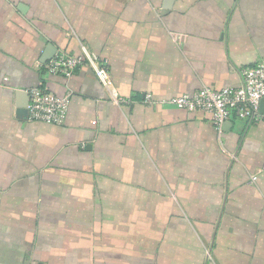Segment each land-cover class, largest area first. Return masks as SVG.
<instances>
[{
    "label": "crops",
    "instance_id": "0c3cea01",
    "mask_svg": "<svg viewBox=\"0 0 264 264\" xmlns=\"http://www.w3.org/2000/svg\"><path fill=\"white\" fill-rule=\"evenodd\" d=\"M83 48L122 103L44 69ZM263 58L264 0H0V264H264V120L162 102ZM34 87L62 124L18 117Z\"/></svg>",
    "mask_w": 264,
    "mask_h": 264
},
{
    "label": "built area",
    "instance_id": "2783aa9c",
    "mask_svg": "<svg viewBox=\"0 0 264 264\" xmlns=\"http://www.w3.org/2000/svg\"><path fill=\"white\" fill-rule=\"evenodd\" d=\"M81 65H88L102 87L108 91L111 99L121 102L115 91L113 81L104 63L95 55L82 49L79 56L60 54L44 65L47 73L69 76ZM264 99V58L251 67L243 69L241 84L236 87L211 89L202 87L191 95H181L162 101L176 109L187 112H202L210 116L212 125L217 132H221L225 122L236 120H264V113L259 112L260 101ZM143 102L153 104L151 95H146ZM28 120L50 125L63 123L68 99L60 98L41 88L28 90Z\"/></svg>",
    "mask_w": 264,
    "mask_h": 264
},
{
    "label": "water",
    "instance_id": "95a60500",
    "mask_svg": "<svg viewBox=\"0 0 264 264\" xmlns=\"http://www.w3.org/2000/svg\"><path fill=\"white\" fill-rule=\"evenodd\" d=\"M22 11H23V9H22ZM23 94H26V93H23ZM27 96H28V94H26V97H27ZM27 99H28V97H27ZM27 105H28V100H27L26 105H23V104H22V106H20V107L18 108V110H17V114H18V117H19L20 119L28 120V109H27ZM259 112H260L261 114L264 113V99H262V100L260 101V104H259ZM229 124H230L229 121H227V122L224 123L223 127H225V126H227V125H229Z\"/></svg>",
    "mask_w": 264,
    "mask_h": 264
}]
</instances>
